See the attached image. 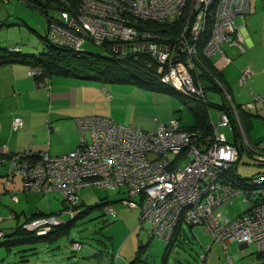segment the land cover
<instances>
[{"label": "built area", "instance_id": "2783aa9c", "mask_svg": "<svg viewBox=\"0 0 264 264\" xmlns=\"http://www.w3.org/2000/svg\"><path fill=\"white\" fill-rule=\"evenodd\" d=\"M250 1L80 0L74 6L63 2L66 7L55 16L46 14V37L52 45L74 53L90 45L119 59L141 54L148 57L157 83L204 104L200 56L222 54L223 44L244 50L236 19L248 14ZM177 19H181V27L173 38L146 26ZM250 76V68L244 69L239 84H246ZM212 82L221 90L228 109L220 113L217 123L210 121L209 136L183 128L176 118L147 131L108 117H81L76 119L80 139L75 149L61 156L43 152L36 159H29V153L13 155L8 174L21 178L24 193L59 194L61 212L72 219L82 212L81 189L118 190L125 195L120 203L140 209V223L151 224L149 238L171 245L178 227H199L214 243H220L225 253L230 242L254 245L264 264V173L247 180L234 172L243 151L259 166L264 165V139L255 145L249 142L237 106L218 79ZM241 110L264 116V96H254ZM11 125L14 131L21 130L25 122L14 117ZM220 129L229 130L233 141ZM4 149L1 145L0 165ZM238 195L249 202V209L237 218H226L221 207ZM102 212L117 217L112 203L103 205ZM64 224L56 214H50L30 218L22 230L44 236ZM3 236L0 232V238ZM81 248L79 243L70 246L72 251ZM205 249L208 252L210 246L204 248L206 254ZM117 259L116 254L111 264H118Z\"/></svg>", "mask_w": 264, "mask_h": 264}, {"label": "rangeland", "instance_id": "374dc122", "mask_svg": "<svg viewBox=\"0 0 264 264\" xmlns=\"http://www.w3.org/2000/svg\"><path fill=\"white\" fill-rule=\"evenodd\" d=\"M25 1L35 7H29ZM43 3H45L43 0H39V2L38 0H8V3L4 4L3 0H0V20L5 22L1 27L11 30L0 31V41L1 39L4 41L7 39L16 40L19 45L27 48V51H29L27 55L44 56L50 49L45 41L47 17L41 7ZM53 14L49 12L48 16ZM4 15L9 16L5 17ZM236 22H238V18ZM261 25L262 35H264V24L261 23ZM86 47L92 51L101 52L90 45H86ZM98 83L103 88L110 89V91V87H137L129 83ZM258 89V95H264V81L258 84ZM124 97L128 100L130 98L126 95ZM137 100L139 102L134 104L135 108H132L131 105L130 108H120L119 104L114 103L113 110L120 117L134 113L141 125L152 124L151 127H154L152 117L156 113L151 108V104L149 105L147 101L143 102L137 95L131 96V103ZM186 101L187 103L192 102L188 99ZM210 109L213 112V109ZM251 114L252 126L245 133L249 142L255 145L258 141L264 139L262 137L264 136V120H262L261 115ZM134 116L132 115V117ZM141 125L139 127L142 129ZM220 132L225 134L229 142L233 141V135L229 130L220 129ZM256 139L258 140L256 141ZM259 165L243 151L242 158L234 172L240 178L250 180L252 176L264 173V165ZM4 184L10 186L7 187ZM8 192L17 193L15 196L18 197L19 201H13L12 197L14 195L10 196L12 194ZM121 192L124 193L125 189H122ZM79 194L81 200L79 207L82 213L72 219L69 214L61 212L63 207L59 194L24 193L22 192L20 177L7 178L6 176H0V218L3 219L0 222V231L5 233V236L0 238V264H56L68 258L69 261H72L73 258L78 261L79 257L82 256L92 258V261H95L94 264L102 259L103 263L108 260L109 262L111 260L112 263V259L116 254L118 255V264H127L134 259L145 264H262V257L255 251L253 246L244 249L245 252H248L246 257L240 256L242 251L236 244L229 246L228 253L231 258L228 259L220 243L217 244L221 248V250L218 248L221 254L216 252V248L210 252L209 263L205 262L207 250L205 249V254L204 248L210 245L204 246V244L210 243L211 240L209 241L207 237L201 235L198 229H195V233L199 241L194 238V233L190 228L182 225L180 232L177 234V239L171 245H167L164 240L159 238H149L151 224L149 222L140 223V209H130L120 203L125 195L118 192V190L86 187L81 189ZM107 201L112 202L115 206L117 217L112 218L102 212L100 204ZM248 203L243 195H238L231 202L223 205L220 210L226 218L233 219L243 215L249 209ZM13 212L16 218L10 219L9 214ZM37 212H52L66 224L57 227L52 234L40 238L34 234L20 231V225L25 219ZM199 242L204 243L202 247ZM73 243L81 244L82 249L72 251L70 246ZM120 248L121 253L119 254ZM204 254L205 260L202 259ZM218 254L220 255L219 258H217Z\"/></svg>", "mask_w": 264, "mask_h": 264}, {"label": "crops", "instance_id": "0c3cea01", "mask_svg": "<svg viewBox=\"0 0 264 264\" xmlns=\"http://www.w3.org/2000/svg\"><path fill=\"white\" fill-rule=\"evenodd\" d=\"M14 7L15 5L13 9ZM262 18H264V0H251L248 14L243 19L238 18V22H236L243 37L244 50L241 51L237 46L223 44L222 54L215 55L206 61L207 67L216 75L238 110L252 102L254 96H260L258 95V84L264 81V35H262L261 29V23L264 24V19ZM4 23L0 20V25ZM5 29L0 26V31H11L10 29ZM3 46L5 49L19 48L22 54H28L29 52L26 47L19 45L13 39L5 41L1 39L0 48ZM246 68H250L251 76L246 84L240 85L239 77ZM36 71L37 69L22 62L0 64V146H5L2 153L3 162L0 165L1 177H12L8 174V168L10 157L13 155L29 153L28 158L31 159L32 157L34 159L36 155L43 152L48 153L50 156H61L75 149L80 139L76 125L77 118L102 116L111 118L118 124L139 127L141 124L134 116V113L120 117L113 110L114 103L116 105L119 104L120 108H130V105L135 108L134 104H137L139 100L131 103L132 95L139 96L143 102L147 101L156 113L152 117L154 127H151L152 124L141 125L142 129L147 131L153 130L157 123L166 122L171 118H177L183 128H192L196 125L194 115L197 111L196 109L202 106L201 103L194 101L187 103L185 98L174 94V92L151 91L138 86L131 88L128 86L127 88L120 86L110 87V91V89L103 88L97 81L81 80L66 76H53L38 81L29 74ZM202 81L206 88V99L208 102L206 105L209 115L207 119L209 123L210 121L216 123L219 120L220 113L224 111L223 101L225 99L224 96L212 89V82L208 78H203ZM124 95L130 97V101L125 97L123 98ZM191 108L195 111L190 110ZM210 108L213 109V112ZM137 109L140 108L137 107ZM240 113L244 114L246 112L241 110ZM241 114L239 118H241ZM254 114L259 115L257 113ZM14 117L23 119L25 122L23 129L16 131L12 129L11 122ZM242 120L240 121L241 125L247 132L252 126L251 120L249 121L246 118ZM63 131L64 133H62ZM86 136L89 137L87 133ZM4 185L10 186L8 184ZM8 193L12 194L10 196L17 194ZM18 201L19 199L16 197L15 202ZM113 207L115 208L114 205ZM9 215L10 219L16 218L14 212ZM31 216L27 217L25 221ZM2 220L0 218V222ZM195 229H198L199 233L207 237L209 241L211 240V244H201L199 242L201 247L203 244L204 246L210 245L205 261L209 263L210 252L217 248L216 252L221 254L218 251L220 246L213 242L206 230L199 227L190 228L194 233V238L198 241L199 238L195 233ZM233 244L238 246L242 251L240 256L244 257L248 255V252H245L244 249L249 246L254 247L252 244L230 242L227 244V253L229 246ZM121 248L118 252L119 254L121 253ZM219 254L217 258H219ZM228 255L230 256L229 253ZM74 260V258L72 261H69V258L63 259L60 263L94 264L95 262L92 261V258L84 256L79 257L78 261ZM134 260H131L130 263ZM97 264H111V260L103 263L102 259Z\"/></svg>", "mask_w": 264, "mask_h": 264}, {"label": "trees", "instance_id": "16d2710c", "mask_svg": "<svg viewBox=\"0 0 264 264\" xmlns=\"http://www.w3.org/2000/svg\"><path fill=\"white\" fill-rule=\"evenodd\" d=\"M43 1L45 3H43L41 7L44 9L45 16L46 14L49 15V12L54 13L52 16H55L56 11L66 7L67 3H63V2H68L72 6L77 5L80 2V0H64L63 2L62 0H43ZM3 2L7 3L8 0H3ZM25 3L29 7H35L26 1ZM37 9H41V8H37ZM146 26L149 27L153 31L159 32L162 36H168L170 38H173L176 36L178 31L180 30L181 19H177L172 23H168V22L163 23V24L147 23ZM45 41L50 50H48L44 54V56H40V55L33 56V55L22 54L20 53L21 51L19 48H10V49L0 48V64L1 65L9 64L13 62L26 63L30 65L31 67L37 69V71L34 72L33 77L35 78V80H38V81L43 80L45 78H51L53 76H57V77L66 76V77H73V78L81 79V80L97 81V82H102V83H118V84L129 83V84H134L138 87L145 88L151 91L157 90V91L174 92V94H177L178 96L183 97L182 95L175 92L171 88L162 86L161 84L157 83L156 78L152 74L153 70L151 69V67H149L150 61L148 57H145L141 54L129 55L125 58L119 59L110 54L92 51L91 49L87 47H86V50L81 53H74L71 49L60 48L55 45H52L48 41L46 36H45ZM208 60L209 58H204L200 56L201 70H203L202 71L203 74L200 76L202 84H203V81H202L203 78H208L211 82L213 78L218 79L216 75L207 67L206 61ZM203 87L205 88L204 84H203ZM211 87L212 89L217 91L220 95H222V92L219 89V87L215 86L213 82H212ZM224 101H223V109L225 111L228 109V103ZM196 103H199V102H196ZM207 103L208 102L204 104L201 103L202 104L201 108L199 107L196 109L197 111L194 114L196 125L188 129V130H198L203 136H206V135L209 136L212 133L210 123L207 119L209 116L208 111H207L208 108L206 106ZM190 110L195 111L192 108ZM240 114H239V117H240ZM251 117H252V114L250 112H246L244 114H241V118L239 119L240 121H243L242 119L246 118L250 121ZM261 117H262V120H264V116H261ZM35 157L37 158V155ZM106 203H112V202L107 201V202H103L102 204H100L101 210H102L103 205H105ZM50 214H53V213L37 212L33 214L31 218L38 217V216H47ZM22 224L20 225V231H23ZM187 227L191 228L189 226ZM181 228L182 227L177 228L176 236L180 232ZM55 231L56 230H53L47 235L36 236V237L38 238L46 237ZM4 236H5V233H4ZM134 261H138V260L135 259Z\"/></svg>", "mask_w": 264, "mask_h": 264}]
</instances>
